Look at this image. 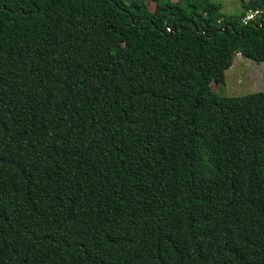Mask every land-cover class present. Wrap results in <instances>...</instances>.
Here are the masks:
<instances>
[{"label":"trees","instance_id":"16d2710c","mask_svg":"<svg viewBox=\"0 0 264 264\" xmlns=\"http://www.w3.org/2000/svg\"><path fill=\"white\" fill-rule=\"evenodd\" d=\"M150 1L0 0V264H264V0Z\"/></svg>","mask_w":264,"mask_h":264},{"label":"rangeland","instance_id":"374dc122","mask_svg":"<svg viewBox=\"0 0 264 264\" xmlns=\"http://www.w3.org/2000/svg\"><path fill=\"white\" fill-rule=\"evenodd\" d=\"M125 1L126 3L131 1L142 2L149 11H153L155 7V4L150 0ZM171 1L176 2L177 0ZM208 1L220 5L223 14L241 15L244 12L242 0ZM210 88L212 92L220 97H241L254 93H264V62L257 64L236 54L232 66L221 72L210 84Z\"/></svg>","mask_w":264,"mask_h":264},{"label":"built area","instance_id":"2783aa9c","mask_svg":"<svg viewBox=\"0 0 264 264\" xmlns=\"http://www.w3.org/2000/svg\"><path fill=\"white\" fill-rule=\"evenodd\" d=\"M258 12H249L243 19V22H249V21H254V19L258 16Z\"/></svg>","mask_w":264,"mask_h":264},{"label":"water","instance_id":"95a60500","mask_svg":"<svg viewBox=\"0 0 264 264\" xmlns=\"http://www.w3.org/2000/svg\"><path fill=\"white\" fill-rule=\"evenodd\" d=\"M205 33V32H204Z\"/></svg>","mask_w":264,"mask_h":264}]
</instances>
